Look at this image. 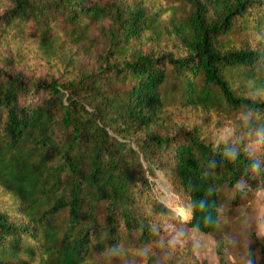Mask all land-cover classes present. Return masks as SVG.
I'll return each mask as SVG.
<instances>
[{"label": "trees", "instance_id": "obj_1", "mask_svg": "<svg viewBox=\"0 0 264 264\" xmlns=\"http://www.w3.org/2000/svg\"><path fill=\"white\" fill-rule=\"evenodd\" d=\"M187 1L166 28L178 41L169 51L136 48L159 26L142 1L0 0V47L36 39L67 74L24 75L2 56L0 189L12 207L0 209V264H97L161 243L174 212L152 192L160 176L189 206L182 222L206 234L218 231L225 190L235 204L264 190V151L246 146L264 144V49L233 40L264 31V0ZM63 34L94 64L76 70ZM172 105L233 116L242 139L176 126Z\"/></svg>", "mask_w": 264, "mask_h": 264}, {"label": "rangeland", "instance_id": "obj_2", "mask_svg": "<svg viewBox=\"0 0 264 264\" xmlns=\"http://www.w3.org/2000/svg\"><path fill=\"white\" fill-rule=\"evenodd\" d=\"M5 1V0H2ZM102 4L112 0H97ZM129 3L142 1V4L156 17L159 26L149 37L136 44L144 50L161 48L174 50L178 41L166 35V28L174 23L179 24L186 10L190 8L187 0H124ZM8 3L0 4V12L8 7ZM97 24L94 23V27ZM107 25V24H106ZM160 35H157V32ZM154 38V39H152ZM64 39V41H63ZM62 40L64 52L72 53L76 47ZM237 46L253 49H264V31H237L233 35ZM176 42V43H175ZM61 51L60 49H58ZM63 52L61 51V54ZM3 55L11 58L13 67L24 75H36L41 78L49 76H67L66 63L57 55L46 57L36 39L11 41L7 47H0V66L6 61ZM63 56V55H62ZM76 70L84 69L94 64L93 59L84 54H72ZM8 64V63H7ZM264 99V92L255 94ZM168 121L176 126L191 127L200 125L206 137L215 143L237 142L242 139L243 127L235 117L215 111H205L201 108H180L169 106ZM254 154L264 151L261 140L246 142ZM154 196L167 205L174 216L165 223L162 242L145 249H121L113 254H106L96 259L97 264H147L148 260L157 259L163 264H264V255L260 244L264 243V190L252 198H245L239 204L233 203L234 196L229 190L223 193L224 206L218 231L206 234L196 228L187 226L182 221L190 218V209L184 200L171 188L167 180L160 176L152 182ZM12 207V200L0 189V209ZM16 208V206L14 205ZM181 217V220L179 219Z\"/></svg>", "mask_w": 264, "mask_h": 264}]
</instances>
